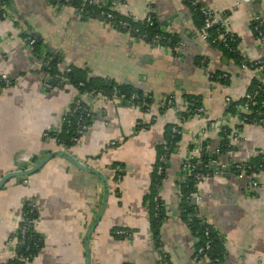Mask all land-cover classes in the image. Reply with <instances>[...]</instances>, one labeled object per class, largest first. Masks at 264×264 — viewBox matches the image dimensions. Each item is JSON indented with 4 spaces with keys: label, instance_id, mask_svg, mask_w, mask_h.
<instances>
[{
    "label": "crops",
    "instance_id": "obj_1",
    "mask_svg": "<svg viewBox=\"0 0 264 264\" xmlns=\"http://www.w3.org/2000/svg\"><path fill=\"white\" fill-rule=\"evenodd\" d=\"M195 1L224 14L237 37L238 59L195 33L199 26L190 0H118L111 7L133 22L151 14L160 31L176 37L173 45L161 46L99 16H81L70 4L6 0L0 6V73L11 79L0 89V178L47 154L66 153L53 155L27 175L11 177L0 188L1 260L16 248L14 233L23 205L33 201L31 225L41 244L27 264H84L88 230V264H159L161 253L171 264H212L194 258L200 238L185 220L181 163L203 129L200 155L216 153L220 130L228 128V142L217 157L227 168L264 155V125L242 121V104L228 110L246 96L253 78L264 81L261 68L240 65V60L264 56V41L254 28V18L259 17L264 32V0ZM27 37L37 43L29 45ZM48 58L57 59L59 71L71 67L87 79L150 94L151 112L117 98L104 100L97 91L80 92L69 82L46 88L48 77L40 65ZM223 73L227 82L211 79ZM80 94L92 110L91 124L78 144L63 147L44 133L62 126V115ZM172 94L177 96L176 105L159 111V102ZM186 96L200 97L203 115L189 113ZM138 121L150 125L135 129ZM174 124L181 128V137L165 159L166 176L157 188L164 212L154 234V170ZM232 133L238 134L236 139ZM116 164L122 168L118 182ZM196 189L198 213L214 231L222 264H264V167L243 176L213 173ZM118 230L124 234L118 235Z\"/></svg>",
    "mask_w": 264,
    "mask_h": 264
},
{
    "label": "built area",
    "instance_id": "obj_2",
    "mask_svg": "<svg viewBox=\"0 0 264 264\" xmlns=\"http://www.w3.org/2000/svg\"><path fill=\"white\" fill-rule=\"evenodd\" d=\"M250 0H236V3H247ZM53 2L58 3V4H72L73 0H53ZM84 3H87L88 5H97L96 9V14L99 17H102L105 21L108 23H111L113 26L118 27V28H124L127 29L128 31H138L134 26H133V21L129 18H122L118 17L117 14H115L111 7L116 5L118 0H110L109 6L103 7L101 6L102 4L98 3V0H84ZM193 6L197 4L195 0L190 1ZM0 6L3 7L4 5L1 4ZM77 11L80 13L82 16L83 13H87L88 11H83L81 6L76 7ZM202 15H203V20H202V25L197 29L195 32L198 34L202 39H207L208 32L207 29L214 26L216 28V36L213 38L214 41H218L223 44V46L230 52L236 51L237 47V40L236 36L233 32L230 31L228 28V20L226 17H224V14L222 13H217L214 11H211L206 8H202ZM2 16H5V13L2 12ZM144 22L149 25L153 26L155 24V19L151 14H147L146 17L143 19ZM256 24L254 26L256 35L259 39L264 41V32L263 30L259 27V17L254 18ZM146 34H142V37H146ZM27 42L29 45H33L36 41L34 37H27L26 38ZM153 44L155 46H161L163 43L162 41H166L168 43L170 41V37H166L165 35L162 34H155L152 37ZM52 59H44L41 63V68L43 72L46 74L48 77L47 81L45 82V87L48 89H51L54 85H58L59 83L66 81V78L63 75H58V74H51L50 71V66L49 62ZM204 61V60H202ZM264 63V56L256 59V60H240V65L242 67H247V68H252L255 67L258 64H263ZM65 72H69L70 68L66 67L64 69ZM222 77H227L225 73L221 75ZM51 79L56 80L55 84L51 83ZM11 84V79L8 77L7 74L5 73H0V89L8 87ZM79 85H83L82 82L79 83ZM100 93V92H99ZM101 94V93H100ZM125 94L124 93H119V91L114 90L111 92V94L108 95H102L104 100H110V99H120L122 100L124 98ZM176 98L177 96L172 94V95H167L165 96L158 104L159 111L163 112L166 109L173 108L176 105ZM135 99L137 100L135 102ZM152 100V96L148 93H132L131 97L129 98L128 105L132 107H140L142 108L145 112L150 113L151 112V104L149 101ZM184 101L188 100L184 98ZM226 102H230L229 98H226ZM251 102L250 95L245 96V101L242 103L241 107L243 109V114H242V121L247 122V123H254L258 125H264V112L256 109L252 110L249 108V104ZM72 106L68 107L67 111L62 115V122L63 120H66L68 122V119L64 117V115H74L75 113H79V117L76 120V124L73 130H69L68 133H72L70 136V141L73 142V145L78 144L81 139L82 135L84 134L85 130L91 124H89L83 120L82 118V113L84 112L85 115H88L92 112L90 106L83 102L81 94L77 96L73 101H72ZM261 105H264V101L261 102ZM192 111H194L195 115L201 116L205 112V108L203 105L199 106H194L192 108ZM149 123L147 124H142L140 121L136 122L135 129H140V128H147L149 127ZM61 127L57 130H54V132H59ZM171 138H174L176 134L179 133V126L174 124L171 127ZM52 131H46L44 133L45 136H50L53 139H55L56 143L59 141V138L54 135L50 134ZM204 129L202 130V133H200L195 141H193V147L189 149L187 154L184 156L183 161L181 163V181L182 183H187L188 177L190 174H192V177L194 179V185L197 186L198 182L204 178L207 177L211 174H216V173H227L229 171H232L236 173L238 176H243L247 174V171H254L252 170L253 165L249 163H235L227 168L226 164H220L218 162V159L215 157H210L207 162L204 164L202 163L201 160V155L198 149V141L202 138L204 135ZM237 133H232L231 136L233 139L237 138ZM63 142V140H60ZM172 142L164 143L163 144V150L166 152L168 148L171 146ZM115 141L111 142V145H114ZM61 146H64L60 144ZM219 152V149L216 150V153ZM164 154L160 156V160H162ZM264 162V159L262 160V163ZM203 165L204 171H196L197 167H200ZM259 168V170H261ZM114 170L116 173V180L117 182L121 180V171L122 168L119 164H116L114 166ZM258 170V171H259ZM155 175L156 177H159V183L161 180H163L166 176L164 172V167L162 164H157L155 167ZM252 181V185L257 186L256 182L254 180ZM26 182V180H24ZM159 185L157 183V188H159ZM180 192V196H181ZM189 196L191 197V200H194V205L196 207V213L194 216H196L199 220V224H201L202 230V243L198 245L196 252L194 254V258L196 260H205L214 264H222V259L219 257L213 256L211 254V251L213 250L214 244H213V236H212V227L208 223V221L202 217L197 210V205H198V196L197 192H190ZM159 200V195L156 194L153 197V201L156 204V208L158 207V202ZM36 210V205L33 201H26L23 205V209L21 212V219L20 223L18 224L14 236L17 239L16 243V248H13L9 251V257L5 261H12L11 263L13 264H27L35 255V252L40 248L41 244V239L34 233L32 229V218L34 217ZM118 235L124 234L123 230H118L116 232ZM159 264H171L167 255L165 253H161L159 256ZM3 260L0 259V262Z\"/></svg>",
    "mask_w": 264,
    "mask_h": 264
},
{
    "label": "trees",
    "instance_id": "obj_3",
    "mask_svg": "<svg viewBox=\"0 0 264 264\" xmlns=\"http://www.w3.org/2000/svg\"><path fill=\"white\" fill-rule=\"evenodd\" d=\"M53 1V0H51ZM84 0H73V3L71 4L74 8L81 6L83 11H88L87 13H83L82 16H87V15H93V16H97L96 9H97V5H88L87 3L83 2ZM191 1V0H190ZM1 4H5L6 0H0ZM110 3V0L108 1V3L106 4H102L101 6L106 7L107 4ZM191 3V2H190ZM192 5V4H191ZM192 9H193V13L195 15V17L197 18V24L200 27L202 25V20H203V15H202V7L198 4H196L195 6L192 5ZM77 10V9H76ZM118 17H122L120 15H117ZM122 18H126V17H122ZM133 26L138 30L136 32L134 31H130L131 33H133L134 35H136L139 38H142L143 40L149 42L150 44H153L152 41V37L155 34H162L165 35L166 37H169L166 33L160 31L158 29V25L157 22L155 21V24L153 26H149L147 25L144 20L142 22H132ZM115 27V26H114ZM118 28V27H116ZM261 28V27H260ZM121 30H127L124 28H118ZM208 32V36H207V41L213 45H216L218 47H220L221 49H223L227 54L238 57V52L237 50L234 52H230L228 51L222 43L218 42V41H214L213 38L216 36V28H214V26L210 27L207 29ZM142 34H146V37H142ZM36 39V38H35ZM237 40V37H236ZM176 41V37H170V41L168 43H166V41H162V45H173ZM37 43V39L35 41V43L33 45H35ZM57 59H53L49 62V66H50V73L51 74H58V75H63L66 78V81H63L60 84H64L65 82H69L70 84L74 85L75 87H77L78 90L81 91H97L100 92L102 95H108L111 94V92H113L114 90H118L119 93H124L125 96L122 99L123 101H125L126 103H128L129 98L131 97L132 93H138V94H142L141 91H139L138 89H135L133 87H130L129 85H124V84H116L110 81H101V82H97L93 79H87L84 75L79 74L77 71H73V69L71 67L69 72H65L63 71H59L57 68ZM256 68H261L263 73H264V63L263 64H258L255 67H252L251 69H256ZM214 75V74H213ZM211 79H214V81L218 80L221 83H225L228 81V77H222L219 76L217 77L216 75L212 76ZM252 85L250 86V88L247 91L246 95H250L251 98V102L249 104V108L252 110H256L259 109L261 111L264 112V105H261V102L264 101V81H262L259 78H253L252 79ZM82 82L83 85H79V83ZM51 83L55 84L56 80L51 79ZM55 86V85H54ZM188 98V106L190 108L189 113L194 115V111H192V108L194 106H199L201 105V100L199 96H186ZM137 100L135 99V102ZM245 101V97L239 101L238 103L236 102H232L229 107L228 110L229 111H234L236 106L239 104L244 103ZM150 103H152V100L149 101ZM72 106V104H70V107ZM79 113H75L74 115H64L65 118L68 119V122H66V120H63L62 122V126L61 129L59 130V132H50V134H54L59 138V141H57L58 145L62 144L64 145L63 147H67V146H71L73 145V142L70 141V136L72 135V133H68V131L73 130L76 124V120L79 117ZM90 117H91V113L88 115H85V113H82V118L84 121H86L88 124L90 122ZM171 129V126L169 128V130ZM231 132V131H230ZM222 139L220 141V147H219V152L218 153H214V154H209V153H204L203 156L201 157L202 163L204 164L205 162L208 161V159L212 156V157H218V154L221 153V151L226 147V144L228 142V138L227 136L230 134L228 128H222V130H220ZM229 133V134H228ZM171 135V131H169L168 137L166 139L165 143L168 142H172L171 146L168 148V150L165 152L163 150V145H161V153L158 157V162L157 164H162V166L165 168V159L166 157L169 155L170 152H172L175 148H176V144L178 142V140L181 137V128L179 127V133L175 135L174 138L170 137ZM60 140H63V142H61ZM164 144V143H163ZM193 147V144L190 143L188 145V149H191ZM163 155L162 160H160V156ZM264 159V155L261 156L258 161L254 160L251 162H248L249 164H252V170L254 172H257L259 170V168H263L264 167V162L262 163V160ZM156 164V166H157ZM204 167L203 165H201L200 167L196 168V171H204ZM165 172V170H164ZM232 172V171H231ZM252 172V171H251ZM247 173H250V171H247ZM159 177H156L155 175V170H154V184H153V193L151 194V214H152V229H154V234L157 233V228L159 226V222L161 221V218L163 217V206H162V202L161 199L159 198L157 204L158 207L156 208V204L153 201V197L157 194V183L159 184ZM180 190H181V201L183 203V208H184V213H185V220L187 221V223H189L190 225H192L193 231L194 233L197 234V236H199L200 240L198 245H200L202 243V234H201V230H202V225L199 224V220L196 216H194V214L196 213V207L195 205L192 203L191 197L189 196L190 192H194L196 191V185H194V179L192 177V174L189 175L188 177V181L187 183H181L180 184ZM212 236H213V250L211 251V254H213V256L219 257L220 259H222L221 254H222V250L218 245L217 239L215 237L214 231H212ZM36 253V252H35ZM12 261H2L0 262V264H13L11 263ZM214 264V263H212Z\"/></svg>",
    "mask_w": 264,
    "mask_h": 264
},
{
    "label": "water",
    "instance_id": "obj_4",
    "mask_svg": "<svg viewBox=\"0 0 264 264\" xmlns=\"http://www.w3.org/2000/svg\"><path fill=\"white\" fill-rule=\"evenodd\" d=\"M101 19H103L102 17H100ZM104 20V19H103ZM170 20V18H169ZM202 146H203V151L204 152V147H205V141L202 142ZM55 154H65L66 153L63 151V150H59L55 153H50V154H47L45 157H43L42 159H40L37 163H35L34 165L26 168V169H22V170H16V171H11L9 173H6L5 175H3L1 178H0V188L3 186V184L8 180L10 179L11 177H15V176H19V175H27L33 171H36L38 170L50 157H52L53 155ZM203 156V153L201 154V157ZM71 159V158H70ZM74 163L78 164L77 161L75 160H72ZM81 166V165H80ZM83 169L85 170H93V169H89L88 167H84L83 166ZM95 172V171H94ZM194 202V200H193ZM90 231L91 230H88V232L86 233L85 235V240H84V253H85V263L84 264H88V261H89V250H88V239H89V235H90Z\"/></svg>",
    "mask_w": 264,
    "mask_h": 264
}]
</instances>
